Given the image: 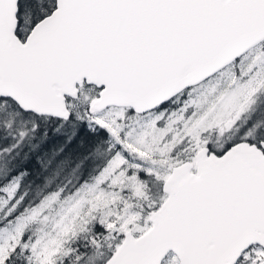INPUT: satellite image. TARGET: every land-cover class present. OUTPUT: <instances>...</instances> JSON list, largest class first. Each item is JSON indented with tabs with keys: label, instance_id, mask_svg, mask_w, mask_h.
Masks as SVG:
<instances>
[{
	"label": "snow or ice",
	"instance_id": "6c2138e0",
	"mask_svg": "<svg viewBox=\"0 0 264 264\" xmlns=\"http://www.w3.org/2000/svg\"><path fill=\"white\" fill-rule=\"evenodd\" d=\"M0 264H264V0H0Z\"/></svg>",
	"mask_w": 264,
	"mask_h": 264
}]
</instances>
